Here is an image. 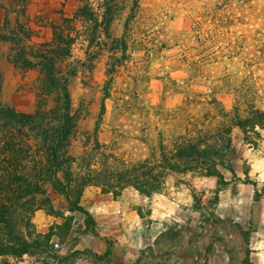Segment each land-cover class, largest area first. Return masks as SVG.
I'll use <instances>...</instances> for the list:
<instances>
[{"label":"rangeland","instance_id":"1","mask_svg":"<svg viewBox=\"0 0 264 264\" xmlns=\"http://www.w3.org/2000/svg\"><path fill=\"white\" fill-rule=\"evenodd\" d=\"M121 1L110 33L126 45L113 51L101 27L91 44L96 31L78 17L85 4L102 16L105 0H0V105L51 116L61 95L38 57L59 50L57 83L69 79L76 121L59 178L82 190L96 222L89 229L39 179L36 169L46 167L37 137L7 125L0 208L41 247L0 264H264V132L248 140L235 127L236 109L264 111V0ZM225 128L232 149L220 177L172 173L150 199L125 187L162 154L170 158L181 136ZM10 139L22 140L27 161L7 155Z\"/></svg>","mask_w":264,"mask_h":264},{"label":"trees","instance_id":"2","mask_svg":"<svg viewBox=\"0 0 264 264\" xmlns=\"http://www.w3.org/2000/svg\"><path fill=\"white\" fill-rule=\"evenodd\" d=\"M105 12L102 16L94 11L90 4H85L79 9L78 17L92 25L96 31L93 34L94 39L91 44L95 43L97 32L100 27L104 28L106 39L111 40L114 48L113 51L120 49L121 45H126L125 38H113L110 33L114 22L125 11L124 2L121 0H105ZM138 10V4H135ZM135 19V16L131 17ZM101 22V23H100ZM130 22L126 24L129 29ZM129 31V30H128ZM62 39H60V42ZM60 44H57L59 47ZM47 49V53H51V57L41 55L40 66L44 69L49 83L57 88L61 95V103L58 109L52 112L51 116L40 111L36 115L21 114L14 109L0 105V133H5L7 125L10 130L17 129L22 135L25 131L32 133L37 137V141L41 143L46 168H37L38 177L42 181H48L56 190H58L67 200L68 211L72 214L79 213L84 215L89 229H95L96 222L91 214L81 206L82 190L73 188V181L67 180V185L61 183L60 175L65 174L66 165H70L68 159V148L70 147L71 138L74 136L76 121L72 115V100L69 94V79H65L62 86L59 87L55 73L56 64L54 59L61 54L53 51L51 46ZM53 51V52H52ZM27 66L33 67L31 62H25ZM214 104L220 108L218 101ZM251 114L241 116V111L236 109L235 127L240 129L244 136L249 140V134L259 135L257 130L264 132V111L252 110ZM6 123L1 130V125ZM5 131V132H4ZM8 132V131H7ZM232 129L225 128L210 136L208 133L199 134L198 138H191L187 134L181 136L177 141V147L174 154L170 158L162 154V163L156 168H147L141 170L140 176L127 180L125 187L135 189L140 195L146 198H152L154 195L163 191L168 176L176 173L180 176L198 175L205 177H220L219 167L228 159L232 149V141L230 134ZM7 134V133H6ZM5 134V135H6ZM23 140V138H22ZM22 140L18 143V139L8 140L6 153L10 158L27 161L23 158L27 153L22 149ZM17 143V144H16ZM164 172V173H161ZM156 173H160L157 175ZM163 178V179H162ZM48 179V180H47ZM84 182V181H83ZM77 184V183H76ZM125 188V189H126ZM39 193L42 190L36 189ZM121 194L117 193L116 196ZM25 225L17 224L14 215L4 207L0 208V257L15 256L22 257L31 254L33 250L40 249L38 242L30 243L27 239L33 237V232L28 230L24 232ZM51 234L45 236L50 240ZM106 256H111L108 249Z\"/></svg>","mask_w":264,"mask_h":264},{"label":"built area","instance_id":"3","mask_svg":"<svg viewBox=\"0 0 264 264\" xmlns=\"http://www.w3.org/2000/svg\"><path fill=\"white\" fill-rule=\"evenodd\" d=\"M19 264H38V263H35L30 258L26 257L25 260L23 262H20Z\"/></svg>","mask_w":264,"mask_h":264}]
</instances>
